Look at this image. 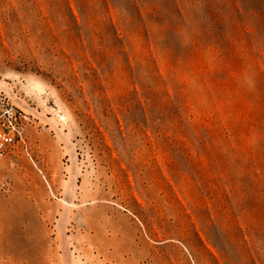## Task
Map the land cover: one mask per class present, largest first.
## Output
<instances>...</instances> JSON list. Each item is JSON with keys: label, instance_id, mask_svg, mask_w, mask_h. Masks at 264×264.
Masks as SVG:
<instances>
[{"label": "rangeland", "instance_id": "rangeland-1", "mask_svg": "<svg viewBox=\"0 0 264 264\" xmlns=\"http://www.w3.org/2000/svg\"><path fill=\"white\" fill-rule=\"evenodd\" d=\"M0 264H264V0H0Z\"/></svg>", "mask_w": 264, "mask_h": 264}, {"label": "built area", "instance_id": "built-area-1", "mask_svg": "<svg viewBox=\"0 0 264 264\" xmlns=\"http://www.w3.org/2000/svg\"><path fill=\"white\" fill-rule=\"evenodd\" d=\"M24 112L0 95V159L6 157L15 145L27 152L24 139Z\"/></svg>", "mask_w": 264, "mask_h": 264}]
</instances>
